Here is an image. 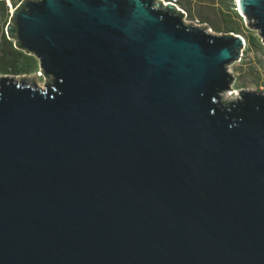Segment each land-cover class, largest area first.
I'll return each mask as SVG.
<instances>
[{
    "label": "water",
    "instance_id": "water-1",
    "mask_svg": "<svg viewBox=\"0 0 264 264\" xmlns=\"http://www.w3.org/2000/svg\"><path fill=\"white\" fill-rule=\"evenodd\" d=\"M264 42V0H237ZM159 0H22L51 80L2 81L0 264H264V96L245 45ZM253 95V97H252Z\"/></svg>",
    "mask_w": 264,
    "mask_h": 264
},
{
    "label": "trees",
    "instance_id": "trees-1",
    "mask_svg": "<svg viewBox=\"0 0 264 264\" xmlns=\"http://www.w3.org/2000/svg\"><path fill=\"white\" fill-rule=\"evenodd\" d=\"M22 0H10L15 7ZM185 14L190 17H198L199 22L205 23L216 33L232 32L240 34L244 27V18L241 15L237 0H176ZM10 21V10L6 0H0V72L10 73V66H19L20 71L33 72L36 67L35 58L17 49L6 26ZM256 35L251 34L250 43L254 44ZM259 39V38H258ZM1 89V88H0ZM253 97V95H252ZM247 102H234L230 105L233 112L243 111L248 107Z\"/></svg>",
    "mask_w": 264,
    "mask_h": 264
},
{
    "label": "rangeland",
    "instance_id": "rangeland-1",
    "mask_svg": "<svg viewBox=\"0 0 264 264\" xmlns=\"http://www.w3.org/2000/svg\"><path fill=\"white\" fill-rule=\"evenodd\" d=\"M6 1L7 4H10V0ZM183 19L187 23H194L196 20H199L198 17H190L188 14H184ZM9 22L12 24V21ZM199 23L201 26L206 28V31L212 34H219L213 31V29L209 28L205 23ZM251 23V20H244V27L240 32V35L245 40L244 48L242 50L240 59L236 62L230 63L227 67V71L228 73H231V77L233 79L228 83L229 89H224L219 93L221 96V101L223 102L243 99L241 97V92L245 94L258 93L264 96V42L259 36L258 31L252 28ZM251 34L256 35V39L254 40L255 45L250 43L249 37ZM10 38L12 39L15 46V39L11 36ZM35 61L36 67L38 68H35L33 72L26 74L25 78L29 82H34L40 86H43L49 82V80H51V77L44 76V74H42L39 70L38 61L36 59Z\"/></svg>",
    "mask_w": 264,
    "mask_h": 264
},
{
    "label": "flooded vegetation",
    "instance_id": "flooded-vegetation-1",
    "mask_svg": "<svg viewBox=\"0 0 264 264\" xmlns=\"http://www.w3.org/2000/svg\"><path fill=\"white\" fill-rule=\"evenodd\" d=\"M19 66H10V73H6V72H1V78H0V88L2 87V81L5 78H10V82H14V81H27V79L25 78L26 74H29L31 72H23L20 71Z\"/></svg>",
    "mask_w": 264,
    "mask_h": 264
},
{
    "label": "built area",
    "instance_id": "built-area-1",
    "mask_svg": "<svg viewBox=\"0 0 264 264\" xmlns=\"http://www.w3.org/2000/svg\"><path fill=\"white\" fill-rule=\"evenodd\" d=\"M159 1H161L163 4H172V5L176 6L178 9H181L182 10V8H180V6L177 4V1L176 0H159ZM8 5H9V10H10V16H11V13H12L13 9H15L17 5L15 7H12L11 4H8ZM194 24L200 25V23H199L198 20H196L194 22Z\"/></svg>",
    "mask_w": 264,
    "mask_h": 264
},
{
    "label": "bare ground",
    "instance_id": "bare-ground-1",
    "mask_svg": "<svg viewBox=\"0 0 264 264\" xmlns=\"http://www.w3.org/2000/svg\"><path fill=\"white\" fill-rule=\"evenodd\" d=\"M245 41V40H244ZM230 94H232V93H230Z\"/></svg>",
    "mask_w": 264,
    "mask_h": 264
}]
</instances>
